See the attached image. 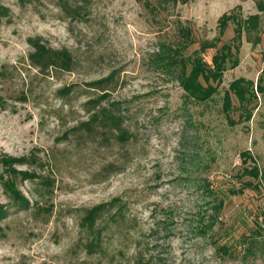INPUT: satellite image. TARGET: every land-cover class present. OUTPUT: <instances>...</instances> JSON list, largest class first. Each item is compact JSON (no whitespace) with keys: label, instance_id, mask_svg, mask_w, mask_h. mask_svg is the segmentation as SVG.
Segmentation results:
<instances>
[{"label":"rangeland","instance_id":"rangeland-1","mask_svg":"<svg viewBox=\"0 0 264 264\" xmlns=\"http://www.w3.org/2000/svg\"><path fill=\"white\" fill-rule=\"evenodd\" d=\"M144 1L92 0L85 17L71 20L52 0H0L8 9L0 15V204L9 211L0 219V264H264V184L242 175L254 164L264 170V94L250 121L230 125L223 111L231 81L264 74V10L258 0H149L154 10ZM238 4L243 17L261 15V41L244 33L240 64L212 99L198 101L156 54L162 43L181 44L184 24L191 55L219 37V17ZM37 35L68 47L75 68L33 66L28 38ZM113 71L109 101L130 133L124 142L76 129L99 95L87 83ZM7 155L21 163L9 167ZM114 197L126 202L127 219H105L109 233L92 251L81 219Z\"/></svg>","mask_w":264,"mask_h":264},{"label":"trees","instance_id":"trees-1","mask_svg":"<svg viewBox=\"0 0 264 264\" xmlns=\"http://www.w3.org/2000/svg\"><path fill=\"white\" fill-rule=\"evenodd\" d=\"M23 1V0H22ZM59 6L62 12L71 20H78L85 17L87 6L92 0H52ZM189 0H159L160 6L170 5L176 6L179 2L187 3ZM145 6L154 10L155 5L150 4L149 0L144 1ZM258 8L264 10V1L258 0ZM156 8V7H155ZM241 5H236L233 10L224 12L218 19L217 38L212 40H203L200 46L191 55H184V50L195 43L190 27L182 24L179 32L182 36V42L178 46L162 43L156 59L160 64L167 68L178 72L179 82L185 93L198 101H208L218 92L219 86L224 78V73L229 68H235L240 64L239 54L243 44L244 33L248 35L249 41L258 44L261 41L259 31L262 27V18L259 13L250 14L243 17L237 11L241 10ZM8 9L4 6L0 7V15L7 14ZM230 22H234L235 34L230 42L223 43L218 47L220 37L227 31ZM258 33L254 39L252 34ZM32 50L29 53V59L33 66L42 73H49L54 70L72 71L76 66V59L72 51L68 47L56 48L48 44L45 39L40 36H30L28 38ZM216 48V53L212 56V61L205 59V53L209 49ZM115 80V71L109 75L94 81H89L88 86L98 90L99 95L96 99H90L86 104L89 111V118L80 121L77 130L83 131L90 137L97 136L106 137L107 133L115 135L121 141H127L130 133L122 125L123 118L115 106L117 103L109 101L112 93V87ZM216 83V84H214ZM72 86L64 87L61 92L68 94ZM259 94H264V74L261 75L257 82L246 77H239L230 82L223 96V111L230 125H236L240 122L250 121L253 117L254 110L258 106ZM234 96L238 101V105L234 104ZM239 110V119H234L233 111ZM6 155V154H5ZM246 157L247 156L244 154ZM253 158V157H251ZM3 162L9 167L20 162V158L3 157ZM18 163V164H20ZM26 178L32 174L25 172ZM249 174L254 178H259L264 184V170H261L257 164L252 167L245 168L242 175ZM259 182L254 184L248 182L247 186L257 188ZM28 201L23 200L21 207L26 206ZM127 204L122 197H114L106 203L96 205L85 212L81 219V226L86 231L87 236H93L88 242V247L93 251L96 250L103 236L108 235L106 231L108 223L102 226L103 221L109 219H127ZM223 207V201L220 202L217 209ZM9 211L0 204V219L8 215ZM215 218H218L215 217ZM108 222V221H107ZM261 227L264 228V209L262 211ZM251 251V249H249Z\"/></svg>","mask_w":264,"mask_h":264}]
</instances>
